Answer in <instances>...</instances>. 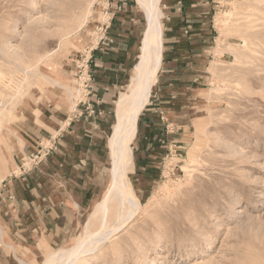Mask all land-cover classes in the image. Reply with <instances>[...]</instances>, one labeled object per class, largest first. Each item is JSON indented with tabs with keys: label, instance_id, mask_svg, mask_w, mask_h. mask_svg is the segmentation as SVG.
<instances>
[{
	"label": "rangeland",
	"instance_id": "rangeland-1",
	"mask_svg": "<svg viewBox=\"0 0 264 264\" xmlns=\"http://www.w3.org/2000/svg\"><path fill=\"white\" fill-rule=\"evenodd\" d=\"M202 2L203 19L185 29L191 35L197 28V49L175 54L166 31L172 9L161 0L162 67L140 115L126 171L135 213L81 264H264V0ZM117 12L127 15L125 26L134 33L131 62L116 86L100 95L91 65L90 107L75 112L83 98L78 57L98 47L93 36L101 24L111 23L107 37L113 43L107 48L113 46ZM146 19L137 0H0V197L28 146L35 144V150L40 141L55 138L58 150L71 122L85 121L91 129L86 132L102 143L100 153L93 151L101 166L94 167L91 202L61 237L39 239L50 246L48 254L36 250L37 239L20 245L25 264H47L54 253L113 231L130 211L115 198L106 218L93 213L112 184L109 141L116 101L129 79L122 97L130 93ZM22 71L29 74L26 81ZM59 74L71 95L54 84ZM21 81L25 86L19 89ZM19 90L21 97L12 101ZM37 105L43 118L28 109ZM54 113L66 114V120L51 129ZM46 129L52 135L41 139ZM9 224L0 210V231L7 233ZM9 257L10 264H20L14 249Z\"/></svg>",
	"mask_w": 264,
	"mask_h": 264
},
{
	"label": "crops",
	"instance_id": "crops-1",
	"mask_svg": "<svg viewBox=\"0 0 264 264\" xmlns=\"http://www.w3.org/2000/svg\"><path fill=\"white\" fill-rule=\"evenodd\" d=\"M167 1L173 14L170 19L171 23L166 30L169 35L167 41L172 46L170 49L175 54L176 52L179 54L194 53L199 42L196 31L197 24L195 23L199 22L198 17H203L201 9L205 3L202 0ZM115 16L117 18L114 44L109 49H101L92 62L97 95L102 92L106 94L109 87L116 86V82L125 75L132 59L131 48L134 33L129 30L128 26H125V22L129 19L125 13L117 12ZM194 25L196 30L192 29L194 31H191L193 33L189 35V31H185V29L194 28ZM134 66L135 64L131 67L132 72ZM129 81L130 79L126 80L121 87L120 97L116 101L115 119L117 118L118 102ZM29 107L32 115L36 113V115H40V118H43L44 115L38 105L35 108ZM65 115L56 113L51 115L49 119L51 129L62 126L66 120ZM72 123L70 127H67V131L62 133L58 150L54 153L49 165L46 164L27 179H10L5 183L1 191L0 202L2 204L0 206L2 208L0 210L5 211V214L9 216L10 228L7 233L0 231L1 237H3V241L0 242V264H10L9 255L13 249L15 258L20 264H24V258L19 254V246L29 245L31 240L39 241L35 247L37 251L48 254L50 246L40 240L61 237L72 221L76 219V216L80 214V211L91 202V193L95 188L93 186L96 175L94 167L100 165L94 160L93 151L100 153L102 143L99 138L94 136L95 134L86 132V130L90 132L91 129L86 128L85 121ZM51 135V131L46 129L41 131L40 137L48 139ZM34 146L35 144L28 146L27 152L33 151ZM6 248L9 249V254Z\"/></svg>",
	"mask_w": 264,
	"mask_h": 264
},
{
	"label": "bare ground",
	"instance_id": "bare-ground-1",
	"mask_svg": "<svg viewBox=\"0 0 264 264\" xmlns=\"http://www.w3.org/2000/svg\"><path fill=\"white\" fill-rule=\"evenodd\" d=\"M137 1L145 11L148 22L142 40L140 60L134 67L135 71L129 86L130 93L122 97L118 102L117 123L109 141L112 157V184L106 197L95 206L93 213L101 211L104 218H106L109 202L115 198H118L122 205L127 203L130 211L124 216V221L113 231L110 230L111 232L106 234L101 233L102 236L96 237L97 239L93 235L88 236L84 241H81L72 248L54 253L47 264H54L53 262L59 263L64 260H66L64 264H81L86 256L94 254L100 244L109 240L113 233L122 229L126 225V222L134 216L136 206L134 204L136 202L126 181V171L132 155L131 144L137 134L140 115L150 101L154 79L162 64L164 35L161 22V0ZM22 72L26 81L29 74L27 71ZM45 77L48 78L47 76ZM54 84L71 95L72 91L68 85L67 78L60 77L59 74ZM23 86L25 85L21 81L18 88L20 89ZM19 97H21L20 90L11 100L13 101ZM127 103H129L128 108H126Z\"/></svg>",
	"mask_w": 264,
	"mask_h": 264
},
{
	"label": "built area",
	"instance_id": "built-area-1",
	"mask_svg": "<svg viewBox=\"0 0 264 264\" xmlns=\"http://www.w3.org/2000/svg\"><path fill=\"white\" fill-rule=\"evenodd\" d=\"M111 23L107 26L101 24L95 32V36L98 40V47H88L84 53L80 54L77 60L76 65V78L79 84V95L83 96V100H78V104L75 105L74 111L76 112L82 105L86 106L87 109L90 107L89 96L92 93V70L91 65L94 59V53L99 48L104 49L109 47L113 40H111L108 35V29L110 28ZM88 101V102H87ZM55 138H51L46 141H40L36 146V149L29 152L25 160H22L21 164L17 167L11 174V178H25L31 173L38 171L42 165L49 159V157L57 150V143Z\"/></svg>",
	"mask_w": 264,
	"mask_h": 264
}]
</instances>
